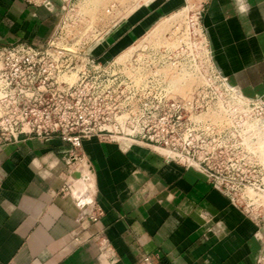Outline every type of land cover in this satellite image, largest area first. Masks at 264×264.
<instances>
[{"label":"crops","instance_id":"1","mask_svg":"<svg viewBox=\"0 0 264 264\" xmlns=\"http://www.w3.org/2000/svg\"><path fill=\"white\" fill-rule=\"evenodd\" d=\"M183 3L169 0L165 9ZM55 16L46 1L0 0V46L45 45ZM141 19L126 20L103 47L113 53L132 43ZM201 20L222 74L248 96L264 94V0H204ZM83 152L96 221L80 219L63 190L67 143L21 135L0 146V264H134L143 252L164 264H256L263 254L259 222L199 171L98 138L84 140Z\"/></svg>","mask_w":264,"mask_h":264},{"label":"built area","instance_id":"2","mask_svg":"<svg viewBox=\"0 0 264 264\" xmlns=\"http://www.w3.org/2000/svg\"><path fill=\"white\" fill-rule=\"evenodd\" d=\"M46 2L56 14L69 4ZM201 19L199 10L192 27L204 45L195 49L134 44L138 37L112 53L103 47L107 32L94 36L65 29V20L43 46L23 41L0 46V146L21 135L60 138L69 145L63 190L70 196L74 173L82 175L85 163L91 170L84 140L148 147L199 171L240 207L223 183L264 182V94L239 92L222 74ZM192 69V87L176 90V76L182 83ZM86 194L90 202L76 200L80 219L96 221L101 211L93 210V192ZM97 244L111 253L103 235ZM134 264L164 263L159 255L143 252Z\"/></svg>","mask_w":264,"mask_h":264},{"label":"rangeland","instance_id":"3","mask_svg":"<svg viewBox=\"0 0 264 264\" xmlns=\"http://www.w3.org/2000/svg\"><path fill=\"white\" fill-rule=\"evenodd\" d=\"M33 1L38 5H42L47 0ZM68 1L69 4L62 12L57 10L54 29L60 20H65V29L89 32L90 34L93 33L94 36H102L107 32L109 37L107 39H110L111 42L115 40L113 36H115L116 30L121 28L125 21L133 15H137L142 17L141 28L143 34L139 36L134 44L182 46L189 49L204 45L200 43L202 39L197 33L195 34L192 27L195 14L202 10L204 0H183V4H179L172 9H165V5L169 0ZM120 44H123V42ZM209 45L212 47L210 38ZM176 78L178 81L175 83L174 88L183 91L192 87L195 78L194 71L192 69L188 75L183 76L186 80L182 83L179 80L180 75ZM237 88L239 92L243 93L241 88ZM262 145L264 146V141ZM79 163L74 168L80 167ZM223 186L236 198L240 207L246 208L249 214L259 222L261 227L259 237L264 244V182L260 178H256L250 181L225 182ZM70 194L69 191L68 195ZM259 259L262 260L258 264H264V250Z\"/></svg>","mask_w":264,"mask_h":264},{"label":"bare ground","instance_id":"4","mask_svg":"<svg viewBox=\"0 0 264 264\" xmlns=\"http://www.w3.org/2000/svg\"><path fill=\"white\" fill-rule=\"evenodd\" d=\"M79 172H82V175H80L78 172L74 173L75 180L73 181V185H72L73 192L70 197H75L76 200H81V199L83 200L87 195L86 194L84 196L85 191L93 192L92 176L89 170L88 163H85L84 167L81 170H79ZM90 199L91 197L87 198L86 200L90 202ZM104 253L107 254L106 252Z\"/></svg>","mask_w":264,"mask_h":264}]
</instances>
